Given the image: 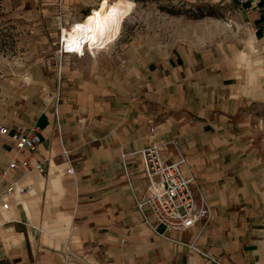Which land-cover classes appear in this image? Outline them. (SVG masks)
Segmentation results:
<instances>
[{"label": "crops", "instance_id": "crops-1", "mask_svg": "<svg viewBox=\"0 0 264 264\" xmlns=\"http://www.w3.org/2000/svg\"><path fill=\"white\" fill-rule=\"evenodd\" d=\"M213 1L232 6L239 41L129 63L107 82L120 95L90 84L61 97L60 129L55 112L37 118L42 142L23 157L49 159L48 172H13L0 183L29 190L11 194L8 210L0 206V264H264V151L246 87L258 84L253 74L264 68V0ZM171 139L213 216L202 231L196 225L161 236L135 205L134 194L148 187L137 151ZM14 156L11 146L0 154V172Z\"/></svg>", "mask_w": 264, "mask_h": 264}, {"label": "rangeland", "instance_id": "rangeland-1", "mask_svg": "<svg viewBox=\"0 0 264 264\" xmlns=\"http://www.w3.org/2000/svg\"><path fill=\"white\" fill-rule=\"evenodd\" d=\"M120 1L129 4V13L118 36L103 49L86 47V54L79 56L63 52V29H72L102 0H0V125L28 130L41 114L59 109L61 97L90 84L100 93L108 88L120 95L121 88L107 82H116L122 67L130 63L132 69L140 59L147 64L180 47L204 50L240 39L231 5L213 0H108L107 11ZM112 71L113 77L108 75ZM253 75L259 81L246 86L252 98L249 109L257 115L256 136L264 151V68ZM10 146V137L0 134V154Z\"/></svg>", "mask_w": 264, "mask_h": 264}, {"label": "built area", "instance_id": "built-area-1", "mask_svg": "<svg viewBox=\"0 0 264 264\" xmlns=\"http://www.w3.org/2000/svg\"><path fill=\"white\" fill-rule=\"evenodd\" d=\"M244 5L247 0H239ZM64 53L66 48H64ZM59 100V99H58ZM55 119L60 129L59 109L56 107ZM151 131H154L152 128ZM0 134L9 136L15 149L14 158L0 172V183L13 172L24 175L33 171L45 174L48 172L49 159L32 164L23 156L37 150L42 142L41 127L35 123L28 130L10 131L5 125H0ZM170 148L173 156H169ZM143 159L144 175L148 187L144 195L134 194L135 205L143 221L156 234L167 236L172 230H186L196 225L205 229L213 216V206L200 185L198 178L185 154L182 146L175 139L164 143L152 142L137 151ZM62 154L71 162L69 151L65 148ZM128 154H123V159ZM74 174L73 166L67 170ZM130 182V180H129ZM28 188L22 187L16 181L0 188V206L8 210L11 194H26ZM65 258H72L71 248L66 246ZM217 264H222L214 260Z\"/></svg>", "mask_w": 264, "mask_h": 264}, {"label": "bare ground", "instance_id": "bare-ground-1", "mask_svg": "<svg viewBox=\"0 0 264 264\" xmlns=\"http://www.w3.org/2000/svg\"><path fill=\"white\" fill-rule=\"evenodd\" d=\"M108 0H102L100 6L72 29H63V47L67 53L84 56L85 49L100 50L110 44L119 34L121 23L129 13V4L118 2L107 11Z\"/></svg>", "mask_w": 264, "mask_h": 264}, {"label": "trees", "instance_id": "trees-1", "mask_svg": "<svg viewBox=\"0 0 264 264\" xmlns=\"http://www.w3.org/2000/svg\"><path fill=\"white\" fill-rule=\"evenodd\" d=\"M209 15H212V14H209ZM204 16H206V14H202V15H201V17H204Z\"/></svg>", "mask_w": 264, "mask_h": 264}]
</instances>
